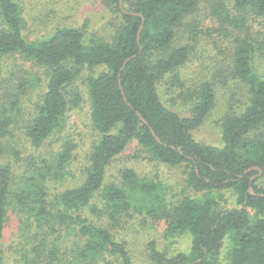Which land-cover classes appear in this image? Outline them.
<instances>
[{
  "label": "trees",
  "instance_id": "1",
  "mask_svg": "<svg viewBox=\"0 0 264 264\" xmlns=\"http://www.w3.org/2000/svg\"><path fill=\"white\" fill-rule=\"evenodd\" d=\"M104 2L123 18L112 40L86 36L84 27L65 26L44 39L30 41L23 33L26 20L20 4L0 0V67L3 58L18 54L48 70L46 90L26 126L34 147L64 129L70 105L79 103V99L69 100L72 94L67 89L82 68L103 67L85 80L92 120L100 136L92 145L82 184L53 197L48 191V181L66 176L73 143L52 160L29 156L16 191L13 165L0 164V264H4L2 239L11 204L39 221L52 216L61 222L74 218L88 236L83 253L89 252L90 258L112 255L121 264H136L125 241H118L105 226L72 214L99 192L113 209L165 218L167 235L191 236L189 251L172 255L152 240L148 264H221L222 260L225 264H264V186L258 185L264 178V76L254 65V43L248 38L239 40L231 65L233 80L247 86L246 103L239 112L223 117L222 144H207L197 140L193 131L215 108L213 82L203 81L192 94L195 98L188 116L168 107L159 90V82L168 74H173L174 82L180 80L177 69L190 58L191 47L175 42L185 17L197 10L198 0ZM235 3L264 16V0ZM228 21L236 26L240 23L235 17ZM1 85L0 77V104ZM236 96L233 94V100ZM15 116L14 110H3L0 136L10 132ZM133 141L153 160L184 165L187 186L199 194L185 195L172 205L164 182L142 179L133 168L122 171L119 184L105 183L107 165ZM255 167L261 168V176ZM214 189H234L236 206L222 207L211 193Z\"/></svg>",
  "mask_w": 264,
  "mask_h": 264
},
{
  "label": "rangeland",
  "instance_id": "2",
  "mask_svg": "<svg viewBox=\"0 0 264 264\" xmlns=\"http://www.w3.org/2000/svg\"><path fill=\"white\" fill-rule=\"evenodd\" d=\"M17 2L26 20L23 33L30 41L44 39L58 27L65 26L84 27L86 36L97 35L112 40L123 23L122 16L104 0ZM198 2L197 10L185 17L175 42L176 45L191 47L190 58L177 69L180 80L174 82L173 74H168L159 82V90L168 107L188 116L195 98L192 94L203 81H212L217 92L215 108L193 134L201 142L221 145L223 117L229 112H239L246 103L247 86L240 80L234 81L231 70L239 40L248 38L254 43L257 48L254 65L257 72L264 76V16L238 8L235 0ZM228 17L240 20V26L230 23ZM0 69V117L5 109L14 110L16 115L10 132L0 136V164L9 162L14 167L13 191L18 190L17 182L28 167L29 156L52 160L69 143L75 147L66 167V176L48 181L50 197L82 184L90 166L92 145L100 136L92 120L85 80L101 72L103 67L82 68L73 85L67 89V94H72L73 98L69 100L74 102L79 99L78 105H70L64 129L50 136L39 148L34 147L28 139L26 126L46 90L48 70L18 54L3 58ZM233 94L237 95L234 100ZM125 168H133L142 179L164 182L168 201L172 205L185 195L199 194L187 186L184 165L175 166L153 160L137 141H133L122 154L109 162L105 183L119 184ZM258 185L264 186V178L258 181ZM211 193L222 207L236 206L237 194L234 189H214ZM72 214L105 226L118 241H125L136 264L149 263L148 243L152 240H156L158 247L171 255L187 252L191 247L188 233L167 235L165 218H154L131 209H113L102 198L101 192L89 203L72 210ZM251 214L254 215L253 210ZM79 229L74 218L61 222L58 217L52 216L39 221L20 211L18 205L11 204L2 239L4 264H121L112 255L90 258L89 252L83 253L88 236ZM221 264H225L223 260Z\"/></svg>",
  "mask_w": 264,
  "mask_h": 264
},
{
  "label": "water",
  "instance_id": "3",
  "mask_svg": "<svg viewBox=\"0 0 264 264\" xmlns=\"http://www.w3.org/2000/svg\"><path fill=\"white\" fill-rule=\"evenodd\" d=\"M121 2H122V0H121ZM142 28H143V24H142L141 27H140L139 34H138V38L140 37V32H141ZM128 61H129V59L126 61V63H127ZM124 67H125V66H124ZM124 67H123V68H124ZM152 131H153V133L156 135L155 131H154V130H152ZM157 138L160 140V138H159L158 136H157ZM255 169H258V170H259V174H258V175L261 176L262 173H263V171L261 170V168H259V167H255ZM256 177H257V176H254L253 179L256 178ZM251 191L254 192L252 187H251Z\"/></svg>",
  "mask_w": 264,
  "mask_h": 264
}]
</instances>
